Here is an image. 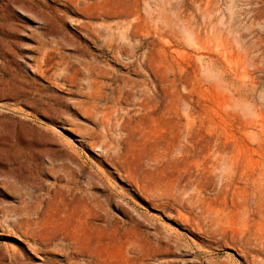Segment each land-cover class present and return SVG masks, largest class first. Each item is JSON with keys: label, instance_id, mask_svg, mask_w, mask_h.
<instances>
[{"label": "rangeland", "instance_id": "obj_1", "mask_svg": "<svg viewBox=\"0 0 264 264\" xmlns=\"http://www.w3.org/2000/svg\"><path fill=\"white\" fill-rule=\"evenodd\" d=\"M253 261L264 0H0V264Z\"/></svg>", "mask_w": 264, "mask_h": 264}, {"label": "bare ground", "instance_id": "obj_2", "mask_svg": "<svg viewBox=\"0 0 264 264\" xmlns=\"http://www.w3.org/2000/svg\"><path fill=\"white\" fill-rule=\"evenodd\" d=\"M149 19V18H148ZM149 20H150V22H149ZM148 21H147V23H150V25L154 22V21H152V19H149ZM124 24V23H123ZM154 24V23H153ZM150 25L148 24V26L150 27ZM148 27V28H149ZM153 27V26H152ZM111 30V29H110ZM109 30V31H110ZM112 33V32H111ZM116 44V43H115ZM114 44V45H115ZM118 44V43H117ZM111 47V46H110ZM117 47V46H116ZM118 49H120L119 47H118ZM123 54V53H122ZM130 54V53H129ZM126 55V54H125ZM127 56V55H126ZM128 57H129V55H128ZM131 57V56H130ZM154 76V75H153ZM155 76H157L156 74H155ZM146 77H148V76H146ZM160 77V76H159ZM157 78V77H156ZM159 79V78H158ZM135 82H137V81H135ZM146 82V81H145ZM149 82H150V84H151V87L153 86L154 87V89L156 90V88H157V86H158V83H157V81H155V78H151L150 80H149ZM149 82H147V83H149ZM142 83H144L143 81H142ZM170 83V78H169V76L168 75H165V74H163L161 77H160V80H159V84H160V86L162 87V88H165L168 84ZM145 84V83H144ZM143 84V85H144ZM133 85V84H132ZM137 85V84H136ZM135 86V85H134ZM147 86V85H146ZM133 87V86H132ZM139 87H141V81H140V85H139ZM144 87V86H143ZM138 88V87H137ZM144 89H145V87H144ZM149 91V90H148ZM147 92V91H146ZM156 93V92H155ZM260 188V187H259ZM261 189V188H260ZM259 189V190H260ZM263 189V188H262ZM262 245V244H261ZM262 248V247H261ZM263 249H261V251H262ZM252 255V254H251ZM254 255V254H253ZM263 256V255H262ZM261 256V257H262ZM252 257V256H251ZM259 258H260V256H259ZM256 259V258H255ZM256 260H258V259H256ZM255 260V261H256ZM260 261L261 260H259L258 262L260 263ZM252 264H254V261L252 262Z\"/></svg>", "mask_w": 264, "mask_h": 264}]
</instances>
